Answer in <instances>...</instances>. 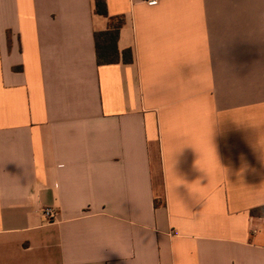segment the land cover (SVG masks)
<instances>
[{"label": "crops", "instance_id": "obj_1", "mask_svg": "<svg viewBox=\"0 0 264 264\" xmlns=\"http://www.w3.org/2000/svg\"><path fill=\"white\" fill-rule=\"evenodd\" d=\"M106 4L0 0V264H264V0Z\"/></svg>", "mask_w": 264, "mask_h": 264}, {"label": "trees", "instance_id": "obj_2", "mask_svg": "<svg viewBox=\"0 0 264 264\" xmlns=\"http://www.w3.org/2000/svg\"><path fill=\"white\" fill-rule=\"evenodd\" d=\"M97 12L107 15V4L106 0H96ZM125 22L123 15L110 16V27L106 31L96 32V43H97V57L99 63H109L119 60V49H118V37L120 29ZM124 54H129L132 59L131 49L124 50ZM253 215L264 216V204L254 207L251 210Z\"/></svg>", "mask_w": 264, "mask_h": 264}, {"label": "built area", "instance_id": "obj_3", "mask_svg": "<svg viewBox=\"0 0 264 264\" xmlns=\"http://www.w3.org/2000/svg\"><path fill=\"white\" fill-rule=\"evenodd\" d=\"M160 0H145V2H147L148 4H156L158 3ZM43 214L47 219H53L57 212L55 207L53 206H47L43 209Z\"/></svg>", "mask_w": 264, "mask_h": 264}]
</instances>
